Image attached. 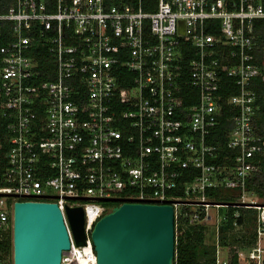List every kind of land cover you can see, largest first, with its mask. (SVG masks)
<instances>
[{
    "label": "built area",
    "instance_id": "1",
    "mask_svg": "<svg viewBox=\"0 0 264 264\" xmlns=\"http://www.w3.org/2000/svg\"><path fill=\"white\" fill-rule=\"evenodd\" d=\"M9 1L0 11V264H13L5 245L16 202L56 203L71 240L62 264H78L114 207L105 199L169 202L176 231L182 220L211 221L216 208L219 233L230 208L235 226L239 210L254 209L256 241L238 254L264 264V194L249 187L264 173L254 125L264 0ZM229 80L237 92L226 95ZM226 107L231 156L209 144ZM225 190L237 196L219 202ZM76 206L82 246L67 217Z\"/></svg>",
    "mask_w": 264,
    "mask_h": 264
},
{
    "label": "water",
    "instance_id": "2",
    "mask_svg": "<svg viewBox=\"0 0 264 264\" xmlns=\"http://www.w3.org/2000/svg\"><path fill=\"white\" fill-rule=\"evenodd\" d=\"M67 217L76 244L85 245L83 208L67 207ZM91 239L97 264H175L174 207L169 202L122 201L95 223ZM12 245L13 264H62L71 240L59 206L16 202Z\"/></svg>",
    "mask_w": 264,
    "mask_h": 264
},
{
    "label": "trees",
    "instance_id": "3",
    "mask_svg": "<svg viewBox=\"0 0 264 264\" xmlns=\"http://www.w3.org/2000/svg\"><path fill=\"white\" fill-rule=\"evenodd\" d=\"M10 5L9 0H0V11H6ZM254 32L259 33L261 38H264V23L259 25V22L254 25ZM186 54V61H189L191 56ZM264 65V56H259L257 61ZM43 64V61H42ZM186 92L190 90V86L185 87ZM256 90L260 94V120L255 121L254 125L257 131L264 135V83L256 82ZM237 92V88L232 86V82L227 81L224 87V93L230 94ZM194 99L185 98V105L189 106L194 103ZM233 111L229 107L225 108L224 116L220 119V124L216 127L214 134L209 137V144L220 145L224 155H230L232 152L226 147L228 141L227 133L232 127ZM225 146V147H224ZM223 158H218L216 163H222ZM1 185V184H0ZM250 188H255L260 194H264V173L257 175L254 180L249 183ZM219 202H230L233 196H237L235 190L217 191ZM107 206H116L117 204L105 203ZM226 210V209H225ZM235 209L228 210V219L224 220L219 228V244L223 249L228 248V264H244L240 261L238 248H243L244 252H248V247L256 241L255 223L256 210L241 209L240 216L237 218L238 226L234 225L235 218L233 217ZM242 228L241 230H237ZM243 230V231H242ZM241 232V234H239ZM6 248L10 252L12 250L11 237L6 241ZM217 252L220 258V250L217 249L215 243H207L206 228L204 224H189L187 221H180L176 231V246H175V264H216Z\"/></svg>",
    "mask_w": 264,
    "mask_h": 264
},
{
    "label": "rangeland",
    "instance_id": "4",
    "mask_svg": "<svg viewBox=\"0 0 264 264\" xmlns=\"http://www.w3.org/2000/svg\"><path fill=\"white\" fill-rule=\"evenodd\" d=\"M216 208L211 209V215H213V219L207 223H204V227L206 228V238L207 243H215L217 245V249L220 250V260L225 261L228 259V248L223 249L222 246L219 244V233L217 230V225L215 223V215H216ZM221 212H225V209H220ZM242 228H238L237 230H241ZM243 231V230H242ZM241 234V232L239 233ZM245 255L248 254L244 252Z\"/></svg>",
    "mask_w": 264,
    "mask_h": 264
},
{
    "label": "bare ground",
    "instance_id": "5",
    "mask_svg": "<svg viewBox=\"0 0 264 264\" xmlns=\"http://www.w3.org/2000/svg\"><path fill=\"white\" fill-rule=\"evenodd\" d=\"M76 261L78 264H97V256L91 246H86L81 251L80 258Z\"/></svg>",
    "mask_w": 264,
    "mask_h": 264
}]
</instances>
